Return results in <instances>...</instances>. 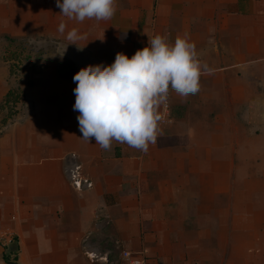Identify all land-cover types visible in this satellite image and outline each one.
Instances as JSON below:
<instances>
[{
  "label": "crops",
  "instance_id": "0c3cea01",
  "mask_svg": "<svg viewBox=\"0 0 264 264\" xmlns=\"http://www.w3.org/2000/svg\"><path fill=\"white\" fill-rule=\"evenodd\" d=\"M116 9L78 23L56 0L0 5L7 29L67 47L73 65L70 77L37 79L30 117L0 133V264L13 238L16 264H128L123 252L147 264H264V0H116ZM72 29L85 36L77 45ZM156 35L186 37L214 71L195 95L171 91L173 122L158 124L147 153L82 139L73 77L118 53L131 59Z\"/></svg>",
  "mask_w": 264,
  "mask_h": 264
},
{
  "label": "clouds",
  "instance_id": "9594fccd",
  "mask_svg": "<svg viewBox=\"0 0 264 264\" xmlns=\"http://www.w3.org/2000/svg\"><path fill=\"white\" fill-rule=\"evenodd\" d=\"M56 6L60 15L78 23L108 21L117 10L116 0H56ZM66 27L61 22L58 31L63 35ZM84 38L77 29L66 36L74 45ZM148 44L131 59L118 53L110 66L90 65L73 77L82 139L94 138L106 151L115 141L147 153L157 140V110L167 104L170 90L182 98L195 95L201 75L214 71L199 60L195 44L186 37L177 36L170 44L156 35L149 37Z\"/></svg>",
  "mask_w": 264,
  "mask_h": 264
},
{
  "label": "rangeland",
  "instance_id": "374dc122",
  "mask_svg": "<svg viewBox=\"0 0 264 264\" xmlns=\"http://www.w3.org/2000/svg\"><path fill=\"white\" fill-rule=\"evenodd\" d=\"M18 32L6 28L0 13V133L7 124L30 117L26 92L37 84V79L51 83L59 79L58 74L64 77L73 74V65L66 60L67 47H60L41 34L29 32L19 36ZM48 70H52L54 76L56 74L54 79L45 74Z\"/></svg>",
  "mask_w": 264,
  "mask_h": 264
},
{
  "label": "built area",
  "instance_id": "2783aa9c",
  "mask_svg": "<svg viewBox=\"0 0 264 264\" xmlns=\"http://www.w3.org/2000/svg\"><path fill=\"white\" fill-rule=\"evenodd\" d=\"M171 98H172V93L170 90L167 104L160 105V107L157 110V114L160 117L158 121L159 125L168 126L171 125L173 122ZM72 178L73 180H75L74 181L75 186L78 189H81L82 181L79 180L76 173L73 172ZM123 258L126 261H128V264H147V262L144 259H135L131 253L123 252Z\"/></svg>",
  "mask_w": 264,
  "mask_h": 264
},
{
  "label": "trees",
  "instance_id": "16d2710c",
  "mask_svg": "<svg viewBox=\"0 0 264 264\" xmlns=\"http://www.w3.org/2000/svg\"><path fill=\"white\" fill-rule=\"evenodd\" d=\"M9 41L13 42L14 39L12 38H7ZM10 254L7 255L5 254L4 256V260L6 262V264H16L17 262V258H18V243H17V239L13 238L11 244H10ZM9 248V247H8ZM7 248V250H8Z\"/></svg>",
  "mask_w": 264,
  "mask_h": 264
},
{
  "label": "water",
  "instance_id": "95a60500",
  "mask_svg": "<svg viewBox=\"0 0 264 264\" xmlns=\"http://www.w3.org/2000/svg\"><path fill=\"white\" fill-rule=\"evenodd\" d=\"M11 252H10V247L8 248V251H7V255H9Z\"/></svg>",
  "mask_w": 264,
  "mask_h": 264
}]
</instances>
